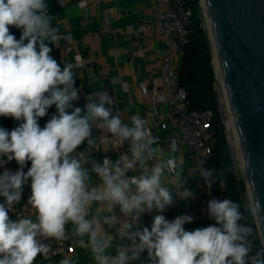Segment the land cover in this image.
Returning <instances> with one entry per match:
<instances>
[{"label":"clouds","instance_id":"1","mask_svg":"<svg viewBox=\"0 0 264 264\" xmlns=\"http://www.w3.org/2000/svg\"><path fill=\"white\" fill-rule=\"evenodd\" d=\"M58 2L64 6V0ZM47 9L45 0H0V116L23 121L11 131L0 127V157L20 165V170L0 174V196L5 198V203H0V264H33L38 254L47 259L50 248L38 237L58 242L73 238L79 247L91 252L95 264H144L139 256L145 250L148 264H264V248L251 255L249 238L254 237V228L241 223L246 221L241 205L229 198L208 202L206 211L216 222L208 227L186 231L184 225L193 221L192 216L168 221L158 214L151 230H132L142 213H163L174 204V197H194L182 183V161L159 158V137L152 134L146 119L133 115L125 123L119 112L113 116L110 106L114 101L107 91L94 94L98 102L87 97L84 111L73 107L80 91L74 87L73 69L81 58L77 56V64H64L62 69L50 55L52 49L45 41L58 45L61 37L59 27H52L54 17ZM9 26L21 29L19 40L10 34ZM52 105L57 111L41 128L38 120ZM68 109L73 110L69 113ZM93 125L111 134L113 147L129 141L131 158L122 153L114 163L108 158L102 164L91 160V169L86 168L87 155L75 150L86 140L89 150L96 148L98 143L91 138ZM170 151H177L175 139ZM26 161L31 167L25 173ZM150 161L154 162L151 167ZM134 169L139 175L128 176ZM166 170L175 173V189L164 183ZM217 171L198 169L209 189ZM90 172L100 183L93 184ZM224 175L219 172L221 188ZM29 179L27 203L35 219L21 216L13 221L8 211L21 200L23 185ZM117 206L131 222L117 219L113 214ZM250 213H264L258 198ZM69 222L73 225L70 235L65 228ZM105 225L115 227L118 240L127 238L131 243H116L115 255L110 254L114 237ZM60 264H73V260L66 256Z\"/></svg>","mask_w":264,"mask_h":264},{"label":"crops","instance_id":"2","mask_svg":"<svg viewBox=\"0 0 264 264\" xmlns=\"http://www.w3.org/2000/svg\"><path fill=\"white\" fill-rule=\"evenodd\" d=\"M112 10H115L116 13L111 14ZM156 12L152 0H64V6H62V11L57 19L61 38L55 47L59 51L63 66L68 63L77 64L76 57L81 58L79 66L73 69L76 73L74 87L80 90L78 93L79 103L82 104L88 101L86 98L89 96H93V100L98 102V98L94 94L107 91L114 101L110 106L112 114L120 112L125 123H129L130 117L133 115L146 119L148 122L147 127L155 126V136L159 137L158 147L162 151L157 155L161 160L175 157L182 161L184 171L182 183L186 188L191 189L194 186L190 173L193 161L188 158L186 150L175 153L164 151L165 142L174 137L172 119L167 107L155 102L153 99L155 89L162 77L159 64L164 50V36L158 30L137 32L130 40H125L123 36L126 26L134 21L155 24ZM85 17H92L93 22L81 25L80 20ZM106 21L113 24L117 34L113 37L95 39L93 34L99 31ZM67 43L70 50L66 47ZM125 50H128L129 53H126ZM119 51L122 53L118 54ZM184 53L185 49L176 50L175 60L180 64H182ZM191 70L195 71V65H192ZM78 107L83 111L82 106ZM96 136L98 138L101 136L112 137L111 134L105 131L99 132ZM154 147H157V145H154ZM87 157L89 163L85 167L89 170L91 169V160L102 164L104 158H108L113 163L119 159V156L108 148H102L101 150L92 148L89 150ZM0 159L5 161V163L0 164V174H3L5 170L10 172L20 170V165L15 160L7 161L6 156L0 157ZM152 163L154 162H149V167ZM23 171L27 172L24 168ZM90 175L94 185L100 183L95 173L90 172ZM127 175H139V172L134 169L129 171ZM164 183L166 186L173 188L177 183L175 173H169L166 170ZM29 190H31V179L22 188L21 199L26 203L29 199L25 194ZM174 201V204L169 206L163 213H158L155 210L151 213H142L134 227L135 230L136 228L142 230L144 227L151 230L153 218L158 214L164 215L168 221H172L178 216H192L181 198L174 197ZM28 208L30 217L35 219L34 210L30 205H28ZM113 214L120 221L129 219V222H131L130 218L123 216L118 206L114 208ZM192 217L194 218L193 221L184 225L186 231L201 228L203 225L200 219ZM72 227L73 225L70 222L65 226L66 230L70 231ZM105 229L114 237L113 246L108 250L110 254L115 255L116 243L122 246L131 243L127 238L118 240L119 237L116 236L115 227L109 229L105 225ZM37 239L41 241L40 237ZM64 257L50 261L48 258L44 259L42 254H38L34 262L53 264ZM67 257L72 258L73 264H95L91 252L82 247L79 248L76 255H67ZM139 260L143 261L144 264H148L146 250L140 253ZM130 264H139V262L130 261Z\"/></svg>","mask_w":264,"mask_h":264},{"label":"built area","instance_id":"3","mask_svg":"<svg viewBox=\"0 0 264 264\" xmlns=\"http://www.w3.org/2000/svg\"><path fill=\"white\" fill-rule=\"evenodd\" d=\"M152 3L157 10L156 23L134 21L126 26L123 36L125 40H130L137 32L152 30H158L164 36V50L159 64L162 77L153 96L155 102L167 107L172 119L174 137L165 142L164 151L171 152L170 144L175 139L177 143L176 152L186 150L188 158L193 161L190 173L194 186L189 190L194 193V197L192 199H182V201L187 205L189 213L203 222L202 227H208L216 223L206 211L208 202L213 198L218 200L224 198L231 199V195L226 182L224 187L221 188L218 183L220 178L215 177V182L209 189L198 172V169L202 167L209 168V162L214 154L216 130L212 126V123L216 113L211 109L194 108L191 106L189 93L181 85V64L175 60L176 50L184 49L191 44L194 25L193 11L188 0H152ZM110 13L115 14L116 11L112 10ZM91 22H93L92 17H85L80 20L81 25H87ZM116 34L117 30L113 24L110 21H106L102 28L93 34V37L99 39L102 37H113ZM66 47L70 50L68 43ZM125 52L129 53L128 50H125ZM117 53L120 54L122 52L119 51ZM87 103L88 101L83 103V111L86 110L85 105ZM217 106L220 126L223 128L226 141L230 146L231 156L236 166L239 167L240 151L236 144L237 138L234 131L233 119L225 95L217 97ZM117 113L115 112L112 115L115 116ZM119 114L121 115L120 112ZM0 118H4V116H0ZM149 128L155 136V126H149ZM92 132L98 135L101 130L93 125ZM95 141L98 143L96 146L97 150L108 148L112 149L119 157L123 153L129 155L131 158V153L128 151L130 146L129 141H125L119 147H113L115 143L113 137L101 136L97 137ZM88 152L89 146L86 141L85 145L76 153H85L87 155ZM175 186H173V189H175ZM25 196L29 199L31 190L27 191ZM2 203H5V199ZM5 206L7 207L6 204ZM8 215L13 221H17L21 216L30 217L28 204L21 199L8 211ZM132 230L134 231L135 228ZM66 233L70 235L71 231L66 230ZM40 238L50 248L47 256L50 261L67 255L74 256L77 254L79 248H81L73 238H68L62 242L55 241L52 238ZM60 261L53 264H60ZM33 264L40 263L33 262Z\"/></svg>","mask_w":264,"mask_h":264},{"label":"water","instance_id":"4","mask_svg":"<svg viewBox=\"0 0 264 264\" xmlns=\"http://www.w3.org/2000/svg\"><path fill=\"white\" fill-rule=\"evenodd\" d=\"M201 4L251 205L257 198L264 205V0H201ZM254 215L264 243V213Z\"/></svg>","mask_w":264,"mask_h":264},{"label":"trees","instance_id":"5","mask_svg":"<svg viewBox=\"0 0 264 264\" xmlns=\"http://www.w3.org/2000/svg\"><path fill=\"white\" fill-rule=\"evenodd\" d=\"M46 4L48 5V14L54 19L51 21L52 27H59L58 24V15L62 11V6L58 2V0H45ZM189 2V1H188ZM198 0H195V7L194 11L196 10ZM194 15V13H193ZM60 29V27H59ZM10 34L14 35L17 40L20 39L22 35L21 29L15 26H9ZM27 43V41H25ZM46 44L52 49L50 55L55 59L58 64H60L61 68L63 69V64L60 61V54L58 49L55 47L54 44H51L48 41H45ZM38 49V44H37ZM184 53V58L181 64L182 72H181V85L188 91L189 99L191 101V106L194 108H201V109H211L214 110L216 113L215 119L212 123V126L216 130V143L214 145V154L209 162V169L215 168L217 169V177L219 178V170L220 167L225 163V158L223 154V149L226 146V139L224 135V130L222 126H220V117L218 114V107L217 101L215 96L214 90V72L212 66L210 64L211 58L210 55L207 53L208 51V44L206 34L204 32V28L201 26V22L194 18V25H193V35L191 44L186 46ZM204 53L207 57L203 56ZM192 65H195V68L199 70H191ZM62 87V86H60ZM82 106L83 103H79V101L73 102V107ZM73 109H68L69 113H71ZM55 105H52L48 110L44 117L39 118L38 123L41 128L45 126L48 120L52 117L53 114L56 113ZM23 121H17L11 117H4L0 118V127L7 129L8 131L13 130L15 127L19 126ZM91 138L93 140L97 139L96 133H91ZM87 141V140H86ZM86 141L82 142L80 146L75 150L77 152L81 149ZM31 167V162L26 161L24 166V170L28 171ZM229 178L231 183L235 185L236 179L233 177L232 173H229ZM245 198V187L242 184H238V188L234 189L233 196L231 199L239 203L241 205L240 211L244 212L246 221H241V223H248L250 224V212L245 209L243 200ZM5 198L0 196V203L3 202ZM254 228V237H250L249 239L252 241V253L255 252V245L257 244V230L255 225H252ZM253 255V254H251Z\"/></svg>","mask_w":264,"mask_h":264},{"label":"rangeland","instance_id":"6","mask_svg":"<svg viewBox=\"0 0 264 264\" xmlns=\"http://www.w3.org/2000/svg\"><path fill=\"white\" fill-rule=\"evenodd\" d=\"M189 4L191 6V9L194 13V18L196 20H199L201 22V26L204 28V32L206 34V38H207V44H208V51L207 53L210 55L211 58V66L214 72V90H215V96H216V101H217V97L219 96H224V91H223V87L221 84V81L218 80L217 76H216V71H215V66H214V55H213V50H212V45H211V41L209 39V33H208V27H207V22H206V18H205V13L201 4V0H198L197 3V7L196 10L194 11V7H195V0H188ZM204 57L207 55L204 53L203 55ZM195 70H199L198 68H195ZM218 107V106H217ZM225 135V133H224ZM226 139V137H225ZM216 143V141H215ZM223 154H224V158H225V163L220 167L219 172L223 171L225 173V175L222 177L223 180H225V182L228 184V189H229V193L231 195V197L233 196L234 193V189L238 188V184H242L245 187V198L243 200V204L246 210H248L250 212V210L252 209V205H251V200H250V196L247 190V186H246V182H245V175H244V171L242 170L243 167L241 168L240 166L237 167L233 157L231 156V150H230V146L228 144V142L226 141V146L223 149ZM240 163V162H238ZM229 173L233 174V177H235L236 179V183L235 185H233L231 183V180L229 178ZM221 179V177H219ZM250 224L255 225L258 236H257V244L255 245V252L251 254H255L257 250L262 249L263 245L261 244V238L259 235V231H258V226L256 223V218L254 214L250 213Z\"/></svg>","mask_w":264,"mask_h":264},{"label":"bare ground","instance_id":"7","mask_svg":"<svg viewBox=\"0 0 264 264\" xmlns=\"http://www.w3.org/2000/svg\"><path fill=\"white\" fill-rule=\"evenodd\" d=\"M213 61H214L213 63H214V66H215L216 76H217L218 80L221 81L219 65H218V61H217L216 57L214 58ZM236 144H237V147H238V150H239V144H238V141H236ZM239 151H240V150H239ZM239 166H240L241 168L243 167L241 154H240V163H239ZM242 170H243V169H242Z\"/></svg>","mask_w":264,"mask_h":264}]
</instances>
